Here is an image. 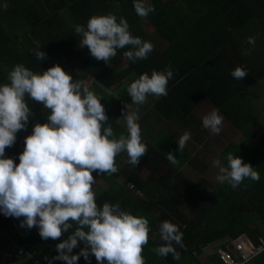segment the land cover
<instances>
[{
  "label": "trees",
  "instance_id": "1",
  "mask_svg": "<svg viewBox=\"0 0 264 264\" xmlns=\"http://www.w3.org/2000/svg\"><path fill=\"white\" fill-rule=\"evenodd\" d=\"M145 3L155 11L142 19L134 10V0H0V85L10 83L8 73L17 64L36 73L58 64L73 80L83 82L101 98L109 117L105 127L110 125L118 139L127 136L123 115L130 113L134 104L127 93L130 83L141 74L151 76L153 70L171 69L173 76L168 81L167 95L148 96L147 102L137 108L141 110L138 123L146 155L134 166L128 163L126 153H120L115 158L116 173L94 172V178L106 185L94 191L96 202L101 207L105 202L119 203L121 210L149 220V242L142 253L145 264H205L198 257L206 247L223 238H228L226 243L216 250L222 248L237 259L231 240L245 235L257 247L258 238H264V121L252 131L248 137L250 147L244 149L232 140L227 141L222 129L219 135L225 140L217 142L216 136L202 126L198 110L209 103L212 106L205 107L202 116L215 109L223 117L222 126L226 123L234 130H241L254 120L250 110L253 105L245 93L249 86H253V91L260 90L258 84L264 80V0ZM107 14L116 15L118 20L124 17L134 37L154 45L146 59L133 62L124 58L123 52L131 48L126 46L118 49L106 64L93 59L87 47H79L80 36L75 33V26L86 28L92 16ZM249 37L255 38L254 45L247 42ZM247 46L253 48L252 52H244ZM36 51H44L45 58L39 61ZM237 67L248 72L243 79L232 77L231 72ZM25 99L31 111L29 121L16 134L14 145L5 150V156L16 164L25 137L32 133L36 123L47 122L50 114L43 105ZM256 99L253 103L258 111ZM141 121L146 125L142 127ZM151 122L155 123L153 131L149 129ZM171 127L178 132L171 131ZM185 132L190 133V139L179 152L177 141ZM175 134H180L179 139ZM168 152L176 156L177 164L167 160ZM229 152L254 167L260 180L245 178L236 188L227 182L214 184L206 180L204 174L211 159H219L226 167ZM193 170L202 171L201 175L193 176ZM22 220L0 212V250L14 241L21 251L17 255L19 264L33 260L40 264H66L54 259L58 255L56 245L67 239L72 230L58 240H44L37 227H21ZM165 220L183 233L185 247L174 244L180 253L179 260L171 254L159 257L152 251L164 243L159 225ZM84 247L79 242L70 255L78 254ZM76 264L98 262L95 257L85 260L80 256ZM208 264L223 263L213 253ZM247 264H264V250Z\"/></svg>",
  "mask_w": 264,
  "mask_h": 264
},
{
  "label": "clouds",
  "instance_id": "2",
  "mask_svg": "<svg viewBox=\"0 0 264 264\" xmlns=\"http://www.w3.org/2000/svg\"><path fill=\"white\" fill-rule=\"evenodd\" d=\"M133 7L142 19L155 11L145 0H134ZM3 8H7L6 3ZM75 33L80 36L79 47H87L93 59L106 64L126 46L131 48L123 56L133 62L146 59L154 49L151 42L130 33L124 17L118 20L114 14L94 15L86 28L76 25ZM247 42L254 45L255 38L249 37ZM35 55L41 61L46 53L36 51ZM247 74L242 67L231 72L236 80ZM172 76L171 69L153 70L151 76L141 74L127 87L131 102L142 105L148 96H166ZM8 80L10 83L0 85V212L23 218L21 227H37L44 240H58L71 229L68 238L56 245L58 255L54 258L66 264H76L80 256L85 260L95 257L98 264H145L142 253L149 242V220L121 210L119 203L98 206L92 187L96 182L94 172L112 175L118 171V154L126 153L128 163L134 166L146 155L138 113L123 115L127 136L117 139L112 127H105L109 117L101 98L83 82L73 80L60 65L36 73L17 64L8 73ZM26 97L43 105L50 114L47 122L36 123L25 137L16 164L5 156V150L14 145L16 134L29 121L31 111ZM222 123L223 117L215 109L202 118V126L213 135L220 133ZM189 139L188 132L180 137L179 152ZM167 160L173 165L178 163L171 152ZM226 160V167L219 159L213 161L219 168L216 179L220 183L236 188L245 178L260 180L258 171L242 158L229 152ZM159 234L164 243L152 251L159 257L171 254L179 260L174 244L185 246L178 226L165 220L159 225ZM79 242L85 247L70 255Z\"/></svg>",
  "mask_w": 264,
  "mask_h": 264
},
{
  "label": "rangeland",
  "instance_id": "3",
  "mask_svg": "<svg viewBox=\"0 0 264 264\" xmlns=\"http://www.w3.org/2000/svg\"><path fill=\"white\" fill-rule=\"evenodd\" d=\"M148 29H150V31L151 32H153V30H151V28L150 27H148ZM252 50H253V48L252 47H250V46H247L246 48H244V52L245 53H248V52H252ZM259 86V89L260 90H258V89H256V90H252V88L251 87H253V86H249L248 87V89H247V91H246V97L247 98H250V101H251V103H252V109H250L251 111L253 110V112H254V120H252L250 123H248V125H246V126H244L241 130H234L233 128H232V126L230 125V127H229V125H227L226 123H225V126H221V129L223 130V131H225L226 132V140L227 141H229V140H232V141H234L235 143H237L239 146H241L242 148H244V149H248L249 147H250V143H249V140H248V137L250 136V134L252 133V131L254 130V129H256L257 128V126L259 125V123H261L262 121H264V80L262 81V82H259V84H258ZM259 94H261L260 96H259V99H256V97H258V95ZM254 98L256 99V100H259V104H258V106H259V109H258V111H257V109L255 108V103H253V101H254ZM131 106L133 107L132 108V110H131V112L130 113H132V112H136V113H138V114H140V109H137V108H141V106L140 105H137V104H131ZM212 105H210L209 103H204V104H202V106L200 107V109L198 110V117L202 120V118L204 117V116H202L203 115V111L205 110V107H208V108H210ZM263 108V109H262ZM147 109H149V108H147ZM151 121V117H149V119H148V123ZM124 125H125V128H126V121H125V119H124ZM140 124L142 125V127L143 126H145L146 124H144L142 121L140 122ZM223 124V123H222ZM154 125H155V123L154 122H151V124L149 125V129H152V131H153V127H154ZM156 128V127H155ZM233 129V130H232ZM171 131H174V132H178L175 128H173V127H171ZM261 134H264V131L261 133ZM260 134V135H261ZM179 135L180 134H175L174 136H175V138L176 139H179ZM183 135V134H182ZM181 135V136H182ZM216 137H214L215 139H216V141L217 140H222V141H224L225 139L221 136V135H215ZM218 138V139H217ZM209 141V144H210V146H212L213 147V142H211V140L209 139L208 140ZM217 142H220V141H217ZM199 150H202V149H199ZM197 154H198V152H197ZM196 154V155H197ZM122 156V155H121ZM120 156V157H121ZM116 157H118V156H116ZM209 157H210V155H209ZM214 158V157H213ZM211 159V161L209 162V166H208V171H206V173L204 174V177L206 178V180H209V181H211L212 183H214V184H216V183H218L219 181H217V179H216V177H217V175H219L220 173H219V168L218 167H216V166H214V164H213V161L214 160H216L215 158L214 159ZM115 161H117V160H115ZM221 166H223L222 164H221ZM197 170V169H196ZM196 170H193V171H191L192 172V175L193 176H198V175H201V172L202 171H199L200 173H197V171ZM105 187L106 185H104V182L102 181V180H100V179H98V178H96V182H95V184L92 186L93 187V191H98L99 190V188L98 187ZM153 236H156V234H153ZM239 237H241L239 240H243V241H245V243H246V240H245V238H243V235H241V236H239ZM239 237H237V238H235V239H233V241L234 240H236V239H238ZM228 238H223L222 240H217V241H215V243H213V244H211L209 247H206L204 250H203V252H204V254H201L198 258H199V260H201V262L202 263H205V264H208V260H209V255L210 254H213V253H216L217 255H219V258L221 257V254L223 253V249L221 248V249H219V250H216V247L218 246H221V245H223V244H225L226 243V240H227ZM250 246H252L253 247V245H251L250 244ZM90 255H92L91 253H89ZM93 260V259H92Z\"/></svg>",
  "mask_w": 264,
  "mask_h": 264
},
{
  "label": "built area",
  "instance_id": "4",
  "mask_svg": "<svg viewBox=\"0 0 264 264\" xmlns=\"http://www.w3.org/2000/svg\"><path fill=\"white\" fill-rule=\"evenodd\" d=\"M241 236V235H240ZM241 237H239L236 240H231V247L234 249L237 259L233 257L229 252L223 251L221 254L220 260L223 264H247L250 262L256 255H258L260 252L264 250V238L259 237L258 238V246H254L252 241L249 240V238L245 235H243V238H245V241L239 240ZM253 245L252 246H250ZM21 251L19 250L17 244L12 243L9 245L8 248L4 250H0V264H19V260L17 259V255L20 254ZM29 264H40L38 261H32ZM51 264H57V263H51Z\"/></svg>",
  "mask_w": 264,
  "mask_h": 264
},
{
  "label": "crops",
  "instance_id": "5",
  "mask_svg": "<svg viewBox=\"0 0 264 264\" xmlns=\"http://www.w3.org/2000/svg\"><path fill=\"white\" fill-rule=\"evenodd\" d=\"M13 243H14V241H13ZM3 250V249H2Z\"/></svg>",
  "mask_w": 264,
  "mask_h": 264
}]
</instances>
